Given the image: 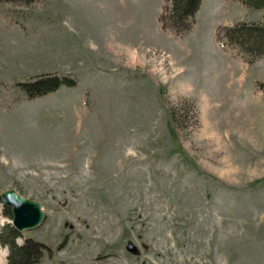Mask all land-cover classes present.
<instances>
[{
	"label": "rangeland",
	"instance_id": "1",
	"mask_svg": "<svg viewBox=\"0 0 264 264\" xmlns=\"http://www.w3.org/2000/svg\"><path fill=\"white\" fill-rule=\"evenodd\" d=\"M169 6L0 0V193L45 214L40 264H264V56L220 34L264 8L201 0L178 36ZM41 74L77 84L27 99Z\"/></svg>",
	"mask_w": 264,
	"mask_h": 264
},
{
	"label": "trees",
	"instance_id": "2",
	"mask_svg": "<svg viewBox=\"0 0 264 264\" xmlns=\"http://www.w3.org/2000/svg\"><path fill=\"white\" fill-rule=\"evenodd\" d=\"M7 3H22L29 5L34 0H1ZM244 6L261 9L264 0H238ZM201 5V0H170V6L163 10L159 22L162 29H170L175 35L187 33L194 24L195 15ZM220 34L227 44L236 47L241 53L258 58L264 56V24H236L220 30ZM76 80L59 74H41L30 76L16 83V88L27 99L46 96L61 87H75ZM1 193H0V206ZM2 213L12 220L10 208L2 207ZM11 225L6 224L0 229V247L6 248L8 255L6 264H40L45 251L50 252L44 244L25 239L22 244L17 243L20 237Z\"/></svg>",
	"mask_w": 264,
	"mask_h": 264
},
{
	"label": "water",
	"instance_id": "3",
	"mask_svg": "<svg viewBox=\"0 0 264 264\" xmlns=\"http://www.w3.org/2000/svg\"><path fill=\"white\" fill-rule=\"evenodd\" d=\"M2 206L11 209L12 227L19 233L30 231L40 226L44 213L40 206L18 195L13 190L1 193Z\"/></svg>",
	"mask_w": 264,
	"mask_h": 264
},
{
	"label": "bare ground",
	"instance_id": "4",
	"mask_svg": "<svg viewBox=\"0 0 264 264\" xmlns=\"http://www.w3.org/2000/svg\"><path fill=\"white\" fill-rule=\"evenodd\" d=\"M2 257H6V253H4V254L2 255ZM1 264H4V262H2Z\"/></svg>",
	"mask_w": 264,
	"mask_h": 264
}]
</instances>
